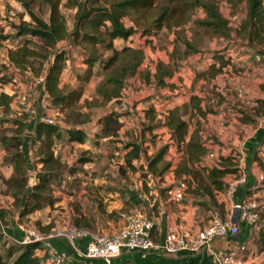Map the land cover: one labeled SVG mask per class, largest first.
Segmentation results:
<instances>
[{
  "label": "trees",
  "instance_id": "trees-1",
  "mask_svg": "<svg viewBox=\"0 0 264 264\" xmlns=\"http://www.w3.org/2000/svg\"><path fill=\"white\" fill-rule=\"evenodd\" d=\"M221 1L65 0L64 7L74 11L71 28L67 29L59 10L60 0H15L29 19V22L15 27L17 37L27 36L39 39L41 47L37 50L30 48L25 40L17 46L9 48L6 60L7 74H20L25 77L31 70L34 71L35 76L44 75V90L50 108L59 109L70 122L84 124L89 113L78 111L80 107V105L78 107V103L84 89L83 84L88 83L93 76L101 77L94 88L96 98L90 102L84 100L82 103L88 109L110 103L118 104L125 82L134 77L143 64L145 58L143 50L140 47L127 44L134 35L139 34L141 39L149 42L166 24L177 28L190 23L212 36L229 38V21L222 16L219 10ZM35 5L40 14L41 12L45 14L46 19L35 13L33 9ZM197 11H200L203 16L192 19ZM125 20L129 24H126ZM3 31V28H0V45L8 40V36L3 35ZM236 33L244 37L249 48L255 49L258 45L264 50L263 0H245V14L239 21ZM177 36L179 38V34ZM177 36L174 37L170 56L178 51ZM63 41H66L67 45L57 49L58 44ZM115 41H119L121 46L115 44ZM180 43L183 46L182 53L184 55L188 56L198 52L196 46L187 39L180 37ZM71 45L77 50L72 49ZM261 49L255 53L264 55V51ZM50 57L51 59H49ZM230 57L229 51L223 48L211 54L206 66L202 70L199 69L201 71L192 67V85L198 80L211 81L219 74L224 73L232 61ZM34 64H37V67H33ZM64 71H67V74L69 72L68 80L71 84L62 83L61 76ZM147 74H149L146 78L147 81L153 77L157 87H168L169 90H174L173 85L166 83V78L172 74L168 65L158 61L154 65L153 74ZM6 83L7 78L0 77V87ZM218 98L219 101L213 107L209 105L208 100L192 94L180 106L175 105L167 108L163 117H158L153 107H148L144 111L147 120L146 131L164 127L169 131L172 144L177 149L182 148L185 155L184 164L174 170V175L186 177L184 180L186 183L185 193L191 192L190 182L187 179L197 181L200 191L195 195L207 198L214 206L212 210L216 209L221 214L219 208L225 204L228 186L224 178L238 174V155L234 150H230L226 155L220 157L218 165L211 168H204L200 165L207 152L202 138V120L208 114L220 112L219 106L222 99ZM0 107L5 112L10 109V98L3 93H0ZM260 108L261 106L258 105L256 112ZM186 114L188 120L183 119ZM234 115L242 123L253 121L239 111H235ZM126 116L127 114L118 113L115 110L105 113L98 120L100 130L96 136L101 138L116 137L119 119ZM158 120H162V124ZM13 122L18 126L17 131L9 136L0 134V143L4 153L13 149L11 155H5L3 158L5 162L12 165V173L2 183L6 190L11 192L15 210L22 218L44 206H53L56 201L55 190H51L50 185L56 181L59 171L64 170L65 167L64 162L54 155L52 147L54 142L60 139L62 129L57 123L48 124L38 121L35 124L31 145L35 147L34 158L36 164L40 165L41 171L35 174L37 183L27 186L28 159L24 154L22 141L19 137V130L23 124L20 121ZM64 132L70 142L83 143L85 141V133L80 128H70ZM110 142L115 143L116 141L110 139ZM141 142L144 143V141ZM142 143L128 142L123 145L121 150L118 149V151L124 152L123 165L118 168L120 174L126 168L132 171L142 168V165L139 167L133 165V161L139 160L144 154ZM167 150L168 145H163L153 155L145 157L146 172L142 174L143 176L160 178L168 170L170 164L164 161ZM259 153V149L255 151L253 161L257 163L262 172L261 184L264 185V157H259ZM89 161L88 157L79 159V162L82 163ZM218 195L223 197L216 198ZM216 200H219L220 203ZM258 211L260 219L255 226L257 227L255 231L264 237L262 226L264 204L259 207ZM1 212L3 211L0 209V215ZM36 224L38 227L40 226L39 223ZM45 228L49 231L48 226ZM252 229L254 231V228ZM2 239L7 241L8 248L3 255H0V264H45L42 257L38 256L41 254L35 253L40 245L36 243L19 244L0 234V240Z\"/></svg>",
  "mask_w": 264,
  "mask_h": 264
},
{
  "label": "crops",
  "instance_id": "crops-1",
  "mask_svg": "<svg viewBox=\"0 0 264 264\" xmlns=\"http://www.w3.org/2000/svg\"><path fill=\"white\" fill-rule=\"evenodd\" d=\"M11 3L16 5L15 0L11 1ZM118 42L119 41H115V44H119ZM2 43V46L0 45V63L2 62L1 59L5 58L4 63L6 64L7 52L10 47L7 45V41ZM249 59L250 62H252V59ZM77 64L79 66V63ZM255 64L256 67L251 70V73L259 76L260 65L257 63ZM187 72L192 74L191 68L188 67ZM246 73L247 72L243 73V75H246ZM221 76L222 75L219 74L215 79L211 80V82L213 83L214 80L218 82L219 77ZM68 79L69 72L67 74V71H64L61 76L62 83L66 80V83H70ZM100 79V76H93L88 83L83 84L84 89L79 104L83 103L84 100L90 102L92 99L96 98L94 88ZM230 81H233V79ZM258 81L259 79L252 78L251 80L244 79L242 83L245 82L244 84L246 85V88L250 89L249 92H246V100H255L260 104V113H258L257 117L263 121L264 97L260 96L259 93H256L254 90V84ZM89 84H93V86L92 88H89L91 89L90 93H87L86 90L88 88L86 89L85 86ZM252 84L253 86L251 87ZM0 93H3L10 98V109H13V106L15 105L16 107L14 106V108H19V112L21 113V116L17 118L16 121H20L23 124L21 130H19V137L22 141L24 154L28 159L27 186H32L37 183V180H31V178H29V172L34 169L32 157H34L35 147L31 145V138L33 136L35 124L38 122V118L41 114V102L44 97L43 91L39 87L33 91L30 96L31 110L29 113L24 114L20 110L15 98L10 95L7 87H0ZM0 110L4 111L2 107H0ZM9 111H4V114L6 115ZM100 117L101 116H97L94 121L78 125H70L66 123V121L61 123L58 121L57 124L62 129V133L60 139L56 140L53 144L52 149L54 155L58 157L61 162H65L68 159L67 157L75 155L78 151H86L88 152V155L89 153L92 154V152H94L95 154L98 153L97 155L100 156L99 162H101L103 166H106L108 165V163H106V160H108L107 155L114 154L120 156V158H116L119 168L120 165H123L124 152H114V148L121 150L123 145L128 142L142 143L141 141H144V143H142L144 154H142L139 160L133 161L134 166L139 167V165H142V168H136L133 171L126 168L121 174L118 172L117 168V171L114 174L105 171L102 174L97 173L92 176L84 175L78 177L76 179L79 180L76 182L78 183V186L74 185L73 189L67 192V195H70L73 198L77 197L79 199L77 203L73 204L74 214L72 223L80 228H86L95 232L112 235L123 227L125 223V216L128 213H135L143 219H148L153 222L151 238L156 244L163 241L165 232L169 226L182 224L192 233H196L204 227L208 223L210 212L214 206L207 198L195 195V193L200 191L197 181L190 178L187 179L190 182L191 188L189 189L191 192L185 193L184 198L179 202L169 200L160 185V180H163L162 182H165V184L169 186L174 185L180 180H186V177L183 175L180 177H176L174 175V170L184 164L185 155L183 154L182 148L177 149V147L172 144V141L169 139V134L167 135L165 133L163 137L158 135V137L154 139V144H151L148 140L142 139L140 127L137 123H133L135 120H131L130 117H123L119 119L118 123L123 124L121 127L119 126L120 128H116V137L101 138L96 136L100 130V124L98 123ZM95 122L96 126L93 128L91 125ZM10 128L11 133L6 134L8 136L18 130V126L15 122L10 126ZM70 128L82 129L86 136L85 141L83 143L68 141L67 135L64 131ZM163 130L165 131L167 129L164 128ZM163 130L158 132L162 133L164 132ZM202 130H205V133L207 130H210L217 142L226 145L228 147V149H226V154L230 150H234L237 153L239 158L238 175H242L245 178V181L237 186L231 196H226L225 204L219 208L221 216L223 218L228 217L233 205L242 199H254L263 203L264 185L261 184L263 176L259 166L253 161V156L255 151L259 149V157H264V126H261L260 123H258L253 128L252 122L242 123L234 114L233 116H224L222 114V109H220L218 114H208L205 119L202 120ZM166 138L168 141H165ZM202 138L205 139V135H202ZM110 139H113L116 142L111 143ZM159 144H161L160 147L168 145L164 161L168 162L170 167L160 178L143 176L142 174L146 172L145 157L152 155L154 149H159ZM205 145L208 150V143H205ZM4 156L5 153L3 146L0 143V181L9 178L12 173V165L4 161ZM34 174L36 173L34 172ZM230 178L231 176H226L224 181L228 182ZM2 185L4 186L3 183ZM86 197H94L100 201V203H91L92 215H89L88 217H86L82 209L84 203L80 201V199ZM219 197L221 198L223 196H216V198ZM3 198L4 200H0L2 203L0 204L1 206L4 205L7 208V205L12 199L11 192L9 191L8 195L3 196ZM6 200L9 201L5 204L4 201ZM216 201L220 203L219 200ZM1 206L0 209L2 210L3 207ZM6 208L4 210H8ZM32 215L33 214L31 213L24 217L29 218L32 217ZM22 218L19 220H23ZM16 224L17 220H15V222H11V225H7L8 228L6 232L15 241H19L22 239L23 233L18 230ZM237 224L239 232L235 237L228 236L214 238L209 245L202 246L196 251L183 250L170 254L157 250H150L148 252L122 250L119 256L112 259V264H214L220 256L231 251L237 253V264H249L251 262L256 263V260H258L264 251L253 259H251V256L257 249L259 240H262L261 242L264 244V237L260 236L255 231L257 228L255 226L251 227L240 221L237 222ZM252 228H254V231ZM86 241V238L76 239L74 241L75 247L79 251H83ZM50 243L57 249L66 252L68 256L66 264H103L100 260L85 259L79 256L69 247L67 241L63 238H52L50 239ZM246 245L251 246L249 253L239 251L241 246L244 247ZM38 250L39 249L36 250L37 255L40 254L38 253ZM38 256L42 257L41 255Z\"/></svg>",
  "mask_w": 264,
  "mask_h": 264
},
{
  "label": "rangeland",
  "instance_id": "rangeland-1",
  "mask_svg": "<svg viewBox=\"0 0 264 264\" xmlns=\"http://www.w3.org/2000/svg\"><path fill=\"white\" fill-rule=\"evenodd\" d=\"M11 1L13 0H3L2 2H0V28H3L4 30L3 35L8 36L7 45L10 48H13L21 42L27 40L28 47L36 50L39 49L41 47V42L39 39L29 38L27 36L17 37V29L15 27L22 23L29 22V19L24 14L20 5L16 3V6L12 4ZM64 3L65 0H60L59 10L64 18L65 24L67 25V29H70L73 21L74 11L65 8ZM33 9L37 15H39L41 18L46 19L44 13H39V9L36 5L33 7ZM219 10L222 16L227 20L232 16L237 15V18L229 24L230 37L227 39L212 36L204 30L194 27L190 23L177 28L166 24L162 28V30H160L155 36H153V39H151L149 42L141 39L139 34L134 35L131 40L127 42V44L134 47H140L143 50L145 56L143 64L139 68L137 74L125 82V86L122 91V97L118 104L110 103L106 104L105 106H96L94 108L88 109V107L84 104L78 103V107L80 105L78 111H80L81 113H89V116L84 124L94 121L97 116H102L107 113V111L115 110L118 113L120 112L122 114H127L126 117H130L131 120H135V122L133 121V123H137V125L140 127V131L142 132V139L148 140L149 142H151V144H154V139L158 137V135H160V137H163L165 133L168 135L169 131L167 132V130H165V132L163 130L164 127H160L153 131H146L145 128L147 125V120L145 118L144 110L148 107H153L155 109L156 115L158 117H163L166 113L167 108L174 107L175 105L180 106L182 103L188 100L190 95L194 94L204 100H208L209 105H212L213 107H215L216 102L219 101L218 97H220L222 99V103L219 108L222 109V114L224 116H233V114H235V111H239L242 112V115L248 116V118L253 119V128L258 123H260L261 126H264V120L262 121V119L257 117L260 111L256 112L257 108H251L249 107V105L242 103V99L237 96V91L241 86L242 96L246 99V92H249L250 89H247L246 85L244 84L245 82L242 83V81L244 79L251 80L252 78H257L259 79V81L255 82L254 90L256 93H259L260 96L264 97V81L260 79V76L251 73V70L256 67V64L253 61L250 62L249 59L250 52H259L258 49L261 48H259L258 45H256L255 49L249 48L244 37H242V35L240 34L237 35L236 33L239 21L244 17L245 14V0H222L219 3ZM202 16L203 14L200 11H197L192 16V19ZM125 23L129 24L127 20H125ZM177 33L179 34V38L177 36ZM176 36L178 39V51L173 56H170L173 48L174 37ZM180 37L187 39L193 45H195L198 52L188 56L184 55L182 53L183 46L180 43ZM66 45V41L60 42L57 46V49L65 47ZM118 46H121V44H119ZM70 47L77 50V48H73L72 45ZM223 48H226L227 51H229V53L231 54L230 60H232V62H230L229 67L226 69V71L221 74L222 76L219 77L218 82L214 80L213 84L211 81L198 80L195 81L192 85L191 77H193V73L189 74L187 72L188 67L202 70L208 63L211 54L214 51H218ZM248 50L250 52H248ZM262 57L264 60V55H262ZM49 59H51V57ZM1 61L2 62L0 63V70L4 73H8V69H6V64L4 63L5 58L1 59ZM158 61H161L162 63L169 66L170 72H172V74L170 77L166 78V83L168 85H173L174 90H169L168 87H157L154 83L153 77L150 78L151 80L147 81L146 78L149 75L147 73L153 74L154 65ZM33 67H37V64H34ZM245 72H247L246 75H243V73ZM27 73L28 74L25 77H36L34 75V71L30 70ZM16 76L21 80H23L24 78L20 74H16ZM232 79L233 81H230ZM66 81L64 83H66ZM92 86L93 84L85 86L86 89L88 88L86 90L87 93H90L91 89L89 88H92ZM252 86L253 84L251 85V87ZM2 87H4V85ZM258 105L260 104L258 103ZM14 106L13 109H9L10 111L6 115L4 114V111L0 110V123L3 121L0 124L1 135L11 133L10 126L14 123V120L16 121V119L21 116L19 108L16 109L14 108ZM186 112L188 113V110H186ZM183 119L188 120L187 114L183 117ZM58 121L60 123L66 121V123L70 125H78L74 122L68 121L67 116L65 115H63L62 118L58 119L57 123ZM161 121L162 120H158L160 124H162ZM122 124L123 123H118L117 127H121ZM91 126L94 128V126H96V122ZM160 130H163L164 132H158ZM202 131V135H205L206 137L204 139V142L208 143L209 146V149L207 150V152L209 153L207 156L205 155V157H203L200 165L204 168H211L213 166H216L217 164L214 161V158L209 157L210 152L216 150L220 146L225 149H228V147L223 143L217 142L216 138L211 134L210 130H207L206 133L205 130ZM165 141H168V139L166 138ZM160 146L161 144H159L158 148H160ZM114 149V152H118V149ZM156 150L157 149H154L152 155L156 152ZM12 153L13 149L5 151V155H11ZM97 154L92 152V154L89 153L88 155V152L81 150L76 152L75 155L67 157L68 159L64 162L65 169L59 171V177L54 183H51L50 185L51 190H55L56 201L54 205L44 206L42 209L36 211V213L33 212L32 217H24L22 218L23 220H19L20 217L15 210V207L13 205L14 202L12 201V199L7 205V208L4 205L1 206L2 203L0 202V206L3 207V209L1 210L3 212H1L2 214L0 215V220L2 221V223L5 226H9L11 225V222H15V220H17L20 221V223L23 222L27 226H34L37 230L48 233H54L55 231L61 230L62 228H65L67 226H74V224L72 223L74 214L73 204L77 203L79 199L77 197L73 198L70 195H67V192L73 189L74 185L78 186V183L76 182L79 180L76 179L84 175L92 176L97 173L102 174L105 171L114 174L117 171L116 169L118 168L116 158H120L119 155H107L108 160H106V163H108V165L103 166V164L99 162L100 156ZM80 157H88L90 161L85 163L79 162ZM32 163L34 169L33 171L29 172V178L30 176H32L31 180L36 179L34 172L38 173L41 171L40 165L36 164L34 157H32ZM162 181L163 180H160L161 184ZM163 192L168 198L169 196L166 194L165 189H163ZM8 193L9 191L5 189V187L2 185V181H0V200H4L3 196H7ZM8 201L9 200H6L4 201V203L6 204V202ZM80 201L84 203L82 209L86 217L92 215L91 203H100V201H98L94 197L82 198L80 199ZM5 208L8 210H4ZM36 223H39L40 226L38 227ZM47 226L49 227V231L45 228ZM40 227L43 229H41ZM261 241L262 240L258 241L259 245L251 256V259L259 256L260 253L264 251V246ZM244 247L245 250H243V252L249 253V249L251 248V246L246 245ZM7 248V241L3 239L0 240V255H3ZM35 253L37 252L35 251ZM256 261V263L251 262L249 264H264V253L261 254Z\"/></svg>",
  "mask_w": 264,
  "mask_h": 264
},
{
  "label": "built area",
  "instance_id": "built-area-1",
  "mask_svg": "<svg viewBox=\"0 0 264 264\" xmlns=\"http://www.w3.org/2000/svg\"><path fill=\"white\" fill-rule=\"evenodd\" d=\"M2 1L3 0H0V2ZM236 16L237 15H234L228 19L229 24L237 18ZM248 52L250 51L248 50ZM249 55L254 63L260 65L259 76L260 79L264 81L263 57L253 51L252 53L250 52ZM0 77L7 78V83L4 87H7L10 95L15 98L23 113L30 112V96L33 91L39 87L42 89L44 97L41 102V114L38 121L54 124L57 123L58 119L62 118L63 114L59 109L50 108L44 90V75L33 78L25 77L21 80L16 75H9L0 71ZM237 96L242 99V103L249 105L251 108H258L257 101L246 100L242 96L241 86L237 91ZM208 153L209 152L206 153V156ZM224 155H226V149L220 146L216 150L210 152L209 157L214 158V161L218 165L220 163V157ZM30 178H32V176H30ZM244 181L245 178L242 175H232L227 182L226 196H231L237 186ZM161 185L162 188L166 190L169 196L168 198L171 201L179 202L183 199L186 190L185 181L180 180L172 186L165 184V182H162ZM263 204L264 202L262 203L254 199H242L233 205L226 218H223L218 210L213 209L210 212L208 223L196 233L187 230L182 224L169 226L165 232L163 241L158 244L151 238L153 222L148 219H143L135 213H129L125 218V225L112 235L76 226H67L54 233H44L33 226H27L17 221L16 226L18 230L23 233V237L21 240L15 241L7 234L6 230L8 227L5 226L1 220L0 234L4 238L19 244L36 243L40 245L38 253L43 257L45 264H66L68 260L66 252L57 249L50 243V239L52 238L65 239L69 247L73 249L76 254L85 259L100 260L103 264H112V259L119 256L122 250L141 252L157 250L173 254L183 250L196 251L202 246L209 245L211 241L217 237H235L239 232L238 224L232 221L235 213L238 222L240 221L253 227L257 225L260 219L258 209ZM262 226L264 231V223ZM79 238L87 239L83 251H79L74 244V241ZM243 250H245V248L241 246L239 251ZM237 257V253L231 251L220 256L214 264H237Z\"/></svg>",
  "mask_w": 264,
  "mask_h": 264
},
{
  "label": "water",
  "instance_id": "water-1",
  "mask_svg": "<svg viewBox=\"0 0 264 264\" xmlns=\"http://www.w3.org/2000/svg\"><path fill=\"white\" fill-rule=\"evenodd\" d=\"M232 221H233L234 223H237V222H238V221H237V215H236V213H235V215L233 216Z\"/></svg>",
  "mask_w": 264,
  "mask_h": 264
}]
</instances>
